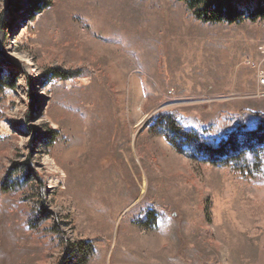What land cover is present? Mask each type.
<instances>
[{
    "label": "rangeland",
    "instance_id": "rangeland-1",
    "mask_svg": "<svg viewBox=\"0 0 264 264\" xmlns=\"http://www.w3.org/2000/svg\"><path fill=\"white\" fill-rule=\"evenodd\" d=\"M262 73L259 19L0 0V264H264V182L185 156L158 120L237 143Z\"/></svg>",
    "mask_w": 264,
    "mask_h": 264
},
{
    "label": "trees",
    "instance_id": "trees-1",
    "mask_svg": "<svg viewBox=\"0 0 264 264\" xmlns=\"http://www.w3.org/2000/svg\"><path fill=\"white\" fill-rule=\"evenodd\" d=\"M182 1L202 22L239 24L245 19L264 21V0H258L256 7L247 14L237 7L234 0ZM58 75L68 77L64 72ZM257 117L259 124L241 131L237 143H234V132L225 140H216L203 131L184 126L174 112H162L158 120L161 133L185 156L264 182V115L258 114Z\"/></svg>",
    "mask_w": 264,
    "mask_h": 264
},
{
    "label": "built area",
    "instance_id": "built-area-1",
    "mask_svg": "<svg viewBox=\"0 0 264 264\" xmlns=\"http://www.w3.org/2000/svg\"><path fill=\"white\" fill-rule=\"evenodd\" d=\"M259 85L260 86H264V73H262L260 76H259Z\"/></svg>",
    "mask_w": 264,
    "mask_h": 264
},
{
    "label": "bare ground",
    "instance_id": "bare-ground-1",
    "mask_svg": "<svg viewBox=\"0 0 264 264\" xmlns=\"http://www.w3.org/2000/svg\"><path fill=\"white\" fill-rule=\"evenodd\" d=\"M143 120H141L140 122H138V125H140L142 123Z\"/></svg>",
    "mask_w": 264,
    "mask_h": 264
}]
</instances>
